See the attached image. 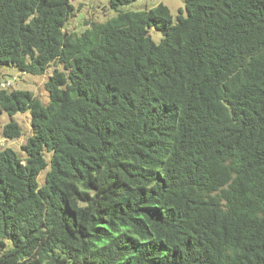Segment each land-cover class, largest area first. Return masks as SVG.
<instances>
[{
	"label": "trees",
	"instance_id": "trees-1",
	"mask_svg": "<svg viewBox=\"0 0 264 264\" xmlns=\"http://www.w3.org/2000/svg\"><path fill=\"white\" fill-rule=\"evenodd\" d=\"M134 1L0 0V64L55 66L47 103L0 79V264H264V0Z\"/></svg>",
	"mask_w": 264,
	"mask_h": 264
},
{
	"label": "rangeland",
	"instance_id": "rangeland-1",
	"mask_svg": "<svg viewBox=\"0 0 264 264\" xmlns=\"http://www.w3.org/2000/svg\"><path fill=\"white\" fill-rule=\"evenodd\" d=\"M159 3H163L170 8L174 22L177 21V17L181 12L184 15L186 14L184 0H135L131 4L122 6L121 9L123 11H137L154 7ZM72 4L75 6L76 11L67 23L66 32L73 30L81 32L87 27L84 24L86 20L104 22L116 15V12L111 8L110 0H72ZM150 34L156 42H160L163 38L162 33L155 28L150 30ZM54 68L55 66L51 65L44 74L34 75L22 72L14 65L0 64V79L2 82L9 83L6 87L9 90H29L42 102L47 103L48 92L44 84L53 73ZM11 121L18 122L22 128V135L19 138L7 139L4 136V126ZM31 134V113L29 110L17 112L14 115H10L6 111H0V149L7 146L22 154V145L26 143L27 137ZM45 176L46 171H43L39 179L43 182Z\"/></svg>",
	"mask_w": 264,
	"mask_h": 264
},
{
	"label": "built area",
	"instance_id": "built-area-1",
	"mask_svg": "<svg viewBox=\"0 0 264 264\" xmlns=\"http://www.w3.org/2000/svg\"><path fill=\"white\" fill-rule=\"evenodd\" d=\"M8 84H9L8 82H2L1 86H2V87H7Z\"/></svg>",
	"mask_w": 264,
	"mask_h": 264
}]
</instances>
